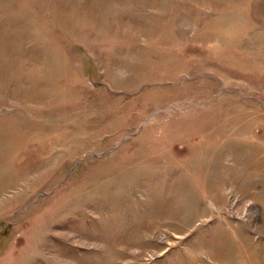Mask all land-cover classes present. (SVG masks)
Masks as SVG:
<instances>
[{"label":"rangeland","instance_id":"rangeland-1","mask_svg":"<svg viewBox=\"0 0 264 264\" xmlns=\"http://www.w3.org/2000/svg\"><path fill=\"white\" fill-rule=\"evenodd\" d=\"M0 264H264V0H0Z\"/></svg>","mask_w":264,"mask_h":264}]
</instances>
